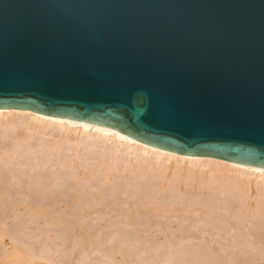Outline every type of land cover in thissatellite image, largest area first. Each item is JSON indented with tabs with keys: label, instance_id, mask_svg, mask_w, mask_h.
Instances as JSON below:
<instances>
[{
	"label": "water",
	"instance_id": "obj_1",
	"mask_svg": "<svg viewBox=\"0 0 264 264\" xmlns=\"http://www.w3.org/2000/svg\"><path fill=\"white\" fill-rule=\"evenodd\" d=\"M264 169V0H0V111Z\"/></svg>",
	"mask_w": 264,
	"mask_h": 264
},
{
	"label": "bare ground",
	"instance_id": "obj_2",
	"mask_svg": "<svg viewBox=\"0 0 264 264\" xmlns=\"http://www.w3.org/2000/svg\"><path fill=\"white\" fill-rule=\"evenodd\" d=\"M31 122L34 125H32ZM27 125L37 128L36 132H40L42 130L40 132L41 134H31ZM19 127H21V130H23L22 127L26 128V130H24V132L26 131V133L24 134L23 132V135H21V133H19V131L17 130L19 129ZM35 128L33 130H35ZM47 128L56 130L60 134H58L56 131L55 132L57 134L43 133V131ZM68 130H74V134H61L62 131L64 133ZM45 135H48L49 139L43 138ZM68 136H74L76 138L75 145L77 143H82L83 141L85 142V144L86 142L93 143V141H97V143L100 144L103 141L109 142L111 140H114L119 145L128 147L133 152V154L137 152L138 154H142L143 156L152 155L153 158L155 157L157 159V161L159 160L162 162H160V164H157V166L155 167L153 166L151 169L139 167L135 170L134 168L129 166V164L128 166H126L127 168L125 172H123L124 174L121 173L119 174L120 176L118 175L119 178L116 179L117 181H113L114 178L111 179L112 172L114 170H116V172L119 171L117 170V168H111L112 165H110V163L113 164V162H110V160L109 164L107 161L108 165H106L104 169L95 168L96 166H94V168H86L82 164H74L73 162L67 163L66 165H60V163L50 162V156L51 154H53V151L55 152V149L59 148L60 143H64ZM38 138L40 139L39 141L37 140ZM59 139H61V142ZM38 142H40L39 146H34V144H38ZM36 150L41 154L42 159L36 160V164L34 166H32L30 163V166L21 164V159L26 161L29 160L26 159V157L30 153L34 154L33 152H36ZM94 153L95 152L92 151L89 154L93 155ZM17 155L19 156V158H17L18 162L16 163L14 159L15 157H17ZM102 155L103 154L101 153V156ZM73 159L75 160V158ZM191 167L194 168L192 169ZM30 170H32V172H29ZM231 172H237L239 174H242V176H251L254 178L255 184L251 182V180L247 179L233 182L231 181L232 178H230V181L226 182V174ZM29 173H31L32 175H29ZM98 174H100L101 177ZM256 179L264 180V169L236 165L214 158L187 157L178 155L143 145L104 127L72 120L53 118L34 113L32 111L16 109L0 111V201H3L2 198L9 192V190H13L15 193L17 192V188L19 190L18 194L21 193V197L26 198L33 196L32 198H36L37 201L40 200L52 203L58 201L57 203L60 202L59 204L63 206L62 208H60L62 210L65 209L64 203H71L70 207L72 208L70 209L74 210L73 213L76 212L77 215H79L78 217L80 219L89 218L93 214L100 212L104 208H108L110 211L117 212L116 210H118L119 208L116 209V207H118V205H129L130 208L127 207L126 209L119 206L120 209L118 212L119 215L121 214L122 216H124L125 225L135 227L138 226V223H136L137 216L142 213V208L144 206L146 207L145 211H148L149 214L151 213L159 215L164 218H175L178 215H186L192 217L193 215H208L209 210L206 211L204 208H206V205H208V200H210V198L207 197L208 195H205L204 192L217 194V192H226V189H228V196L230 197V199L236 201L242 209V218L245 220H250V222L254 221L251 227L256 228L257 230L258 228H261L262 231H264V190H260L261 188H259ZM9 181H11L12 187L15 185L12 190L8 189ZM57 181L65 183L62 191H58V189L54 188L52 190H50V188L48 189V187H51L52 185L54 186ZM253 189L256 193H254V195H251L253 194ZM53 190H56V192ZM114 197L121 198L118 200H114V202L110 201V199ZM159 200H162V202L168 201L171 203V206H159L161 204ZM19 204L21 203L18 202V205L13 204V208L10 207L12 208L11 213L13 215H17L22 211L27 210V212L29 211L28 213H30L31 218L34 221L39 217L41 218V215H47L52 218V223L55 224V226L59 225V216H56L54 214V217L53 215L49 214V212L45 213V207L28 208V206H24V204L23 207ZM215 207L216 206H212V209H214ZM214 218L218 219L215 216ZM220 223L222 224L223 228H226L230 231H240L242 227L243 229L244 227L245 229L247 228V226H245L244 224L242 225L236 219L233 220L231 218L222 219ZM2 237L6 238L3 235L0 236V243L2 242L1 240H3ZM12 247H10V249H15V251L13 250L12 254H8L9 256L6 255L8 256V263L28 264L32 260H29L30 256L26 255V252L21 254L22 251L18 252V248H14V246ZM215 250L217 251V249ZM200 252L202 253L201 250ZM208 252L210 253V251ZM208 252H206V254ZM214 252L213 254L217 255L216 252ZM24 254L27 257H25ZM206 254L204 256L205 258ZM213 254L211 260L215 261L219 257L217 256L216 258ZM218 255L220 254L218 253ZM207 257L209 258V256ZM220 257L222 256L220 255ZM7 260L5 261L6 263Z\"/></svg>",
	"mask_w": 264,
	"mask_h": 264
},
{
	"label": "rangeland",
	"instance_id": "obj_3",
	"mask_svg": "<svg viewBox=\"0 0 264 264\" xmlns=\"http://www.w3.org/2000/svg\"><path fill=\"white\" fill-rule=\"evenodd\" d=\"M31 124L34 125L32 122ZM27 126L31 134H41L40 132L42 130L36 132L37 128L30 125ZM34 128L35 130H33ZM22 129L23 130H21V127L17 129L21 135H23L26 128L22 127ZM44 131L43 133L45 134L58 133L56 130L50 128H47ZM25 133L26 131L24 134ZM66 133L74 134V130H68L64 133L63 131L61 132V134ZM43 138L49 139L48 135H45ZM37 140L39 141L40 139L38 138ZM59 140L61 142V139ZM75 141L76 138L74 136H68L66 141L64 143L61 142L60 147L56 148L55 152L53 151V154L50 156V162L60 163V165H66L67 163L73 162L74 164H82L86 168H94V166H96L95 168L98 169H104L106 165L113 162V164L110 163V165H112L111 168H117L119 171L116 172V170H114L112 172L111 179H115H113V181H117L116 179L119 178V174L125 172L127 168L126 166L129 164V166L135 170L139 167L151 169L153 166L155 167L162 162L159 160L157 161L152 155L143 156L137 152L133 154L128 147L119 145L114 140L109 142L103 141L100 144L97 143V141H93V143L86 142L85 144L83 141L82 143H77L78 146L77 144L75 145ZM39 143L40 142L34 144V146H39ZM92 151L95 153L93 155L89 154ZM33 153L34 154L30 153L26 157V159L29 160L26 161L21 159V164L29 166L31 164L34 166L36 160L42 159L41 154L38 153L37 150ZM101 153L103 154L102 156ZM17 158H19L18 155L14 159L16 163L18 162ZM55 158L57 162L55 161ZM73 158H75L76 161ZM191 168L193 169L194 167ZM29 172H32V170ZM29 175L32 174L29 173ZM98 175L101 177L100 174ZM226 175V182H229L230 178H232L231 181L233 182L247 179L254 183V178L251 176H242V174L237 172L227 173ZM256 182L258 183L259 188H261L260 190H264V187H262L264 186V180L256 179ZM8 184V189L12 190V188L15 187V185L12 187L11 181H9ZM64 185L65 183L57 181L54 186L52 185L51 187H48V189L50 188V190H52L54 188L58 189V191H62ZM16 191L15 194L13 190H9V192L2 198L3 201H0V236L3 235L6 237H2L3 240H1L2 242L0 243V264H13L8 263L9 261L7 260L9 256L8 254H12L13 250L15 251V249H12V246L18 248V250L16 249L18 252L22 251L21 254L26 252L25 254L30 256L29 260L32 259L29 262L32 264H183V262L184 264H264V231L258 227V230L252 228L251 226L254 221L250 222V220L242 218V209L236 201L230 199L228 196V189H226V192H217V194L204 192L205 195H208L207 197L210 198V200H208V205L204 208L206 211L209 210L208 215H193V217L178 215L175 218H164L159 215L149 214L148 211L147 213L145 211L146 207L144 206L145 208H142V213L137 216L136 223H138V226L135 227L125 225L124 216L121 214L119 215L118 212L120 207L126 209L129 205H118L116 209H119H115L117 212L104 208L89 218L80 219L78 217L79 215H77L76 212L73 213L74 210L70 209L72 208L70 207L71 203H64L65 209L62 210L60 208L63 206L59 204L60 202L57 203L58 201H55L54 203L40 200L37 201L36 198V200L32 198L33 196L26 198L21 197V193L18 194L19 190L17 188ZM53 191L56 192V190ZM252 193L253 194L251 195L256 193L254 189L252 190ZM120 198L121 197H114L110 199V201L114 202V200ZM18 202L21 203L19 205H22V207L23 204L24 206H28V208L45 207V213L49 212V214L54 217L55 215L59 216V225L55 226V224L52 223V218L47 215L43 216L41 215L42 213L40 214L41 218L39 217L37 219L38 221L35 220L36 222L31 218L30 213H28L29 211L27 212V210L22 211L17 215H13L11 210L14 205H18ZM159 202L161 203L159 206H171V203L168 201L162 202V200H159ZM212 206L216 207L212 209ZM214 216L218 219H215ZM227 218L233 220L236 219L242 225L244 224L247 226V228L245 229L244 227L243 229L242 227L240 231L227 230L226 228H223L220 223L222 219ZM159 226L161 230L159 229ZM10 247L12 248L10 249ZM215 249H217V251ZM213 250L217 255L213 254ZM208 251H210L211 254ZM206 252H208V255ZM217 252L222 257H220ZM194 254L197 256L195 257ZM205 254L206 258L209 256L210 260L212 254L214 257L217 258L218 256L219 258L215 261L211 260L210 262L209 258L206 259L204 257ZM26 255L25 257H27ZM4 258L7 260V263Z\"/></svg>",
	"mask_w": 264,
	"mask_h": 264
}]
</instances>
